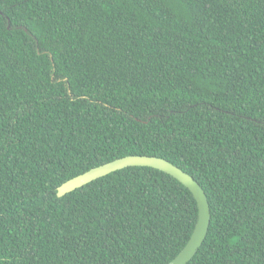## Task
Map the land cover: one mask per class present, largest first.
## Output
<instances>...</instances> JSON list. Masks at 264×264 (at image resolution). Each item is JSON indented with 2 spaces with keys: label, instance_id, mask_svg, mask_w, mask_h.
Instances as JSON below:
<instances>
[{
  "label": "trees",
  "instance_id": "obj_1",
  "mask_svg": "<svg viewBox=\"0 0 264 264\" xmlns=\"http://www.w3.org/2000/svg\"><path fill=\"white\" fill-rule=\"evenodd\" d=\"M264 264V0H0V264Z\"/></svg>",
  "mask_w": 264,
  "mask_h": 264
},
{
  "label": "water",
  "instance_id": "obj_2",
  "mask_svg": "<svg viewBox=\"0 0 264 264\" xmlns=\"http://www.w3.org/2000/svg\"><path fill=\"white\" fill-rule=\"evenodd\" d=\"M129 167H148L162 171L178 180L193 193L199 208L198 222L186 247L169 263L188 264L195 257L207 237L211 224V211L206 194L199 184L190 175L168 161L148 156H129L119 159L66 182L58 189L57 195L59 198H62L95 180Z\"/></svg>",
  "mask_w": 264,
  "mask_h": 264
}]
</instances>
